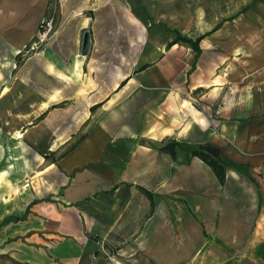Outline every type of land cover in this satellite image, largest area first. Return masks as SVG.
<instances>
[{"label":"crops","instance_id":"1","mask_svg":"<svg viewBox=\"0 0 264 264\" xmlns=\"http://www.w3.org/2000/svg\"><path fill=\"white\" fill-rule=\"evenodd\" d=\"M208 3L0 0V135L39 156L35 165L22 162L20 152L0 159V224L25 216L0 228V264H113L90 254L85 226L126 225L125 212L119 206L109 216L96 212L92 217L87 207L70 206L116 192L123 182L149 191L154 205L155 197L168 199L176 214L185 212L193 222L181 228L188 231L182 237L189 247L182 256L175 248L166 252L161 237L148 239L146 222L129 264L185 261L196 253L200 232L234 244L250 239L251 225L264 210V0H239L235 8L211 18L210 31ZM244 11L253 29L243 34L247 46L234 53L224 46L228 21H223ZM51 13L60 27L41 52L22 60L20 51ZM246 16L236 19L238 27ZM220 24L201 41L197 62L193 49L168 47L176 32L196 40ZM86 31L91 46L83 56ZM85 123L89 126L75 144L63 148L70 139L63 135L73 128L79 133ZM139 139L150 141L140 144ZM116 140L104 165L79 172L96 166L102 150ZM169 140L184 144L176 160L160 150ZM120 143L124 176L114 168ZM204 144L221 149L227 158L225 185L199 158L187 162L191 150ZM54 153L47 163L45 156ZM45 163L39 180L36 166ZM39 181L46 183L42 191ZM141 195L147 208L150 200ZM44 196L49 200L42 201ZM156 211L158 217L161 208ZM150 245L157 247L153 255L147 252Z\"/></svg>","mask_w":264,"mask_h":264},{"label":"rangeland","instance_id":"2","mask_svg":"<svg viewBox=\"0 0 264 264\" xmlns=\"http://www.w3.org/2000/svg\"><path fill=\"white\" fill-rule=\"evenodd\" d=\"M239 0H208V31L211 30V27L214 25V21H211L215 15L219 17L220 13H223V10L233 9L237 5L236 3ZM223 3V4H222ZM228 10V11H230ZM243 11V10H241ZM240 11V12H241ZM246 16V11L240 13L238 17L235 19L228 21L223 25L224 33L226 34V38H222L224 40V46L230 47V51L234 53L239 52L242 47L247 46L244 44L245 38L243 34L247 32H251L253 29L251 17H247V19L243 20L239 24V27L236 25L239 17L242 18ZM48 17L55 18V28L58 30L60 27V21L57 17V14L51 13ZM228 17V16H227ZM232 17V16H231ZM229 17V18H231ZM234 17V16H233ZM239 18V19H240ZM238 27V28H237ZM198 27L193 31L194 33L197 31ZM239 35L240 37H238ZM250 39V40H249ZM253 38L249 36L248 42L249 45H252ZM44 49V47H43ZM42 49V50H43ZM151 75L154 76V72L151 71ZM169 74L172 75V71L169 70ZM172 98V92L170 91L168 95V100ZM88 123H85L83 129H80V132L75 133V128L73 132L69 133V135L64 134L65 137H70L68 143L64 145L63 148H69L72 144L78 140L79 136H81L84 130H87ZM82 128V127H81ZM72 128L70 127V130ZM72 131V130H71ZM11 139H6L5 135H0V159L5 161L7 158L12 157V151L14 153L19 154L20 158L23 162L32 161L34 165L37 163V159H39L38 151L35 149H28L24 144L15 143L13 146ZM148 139H139L138 143L146 144L148 143ZM119 141H111L104 150H102V158L99 162L95 163L96 166L91 165L84 169L79 170V172H84L85 170H93L95 167L99 166V164L104 165L107 159L110 158V153L112 152V147L116 146ZM121 144V143H120ZM120 148L116 149V158H115V170L119 175H125V151H124V143H122ZM185 149V148H184ZM65 150V149H64ZM188 150V149H185ZM61 151V150H60ZM59 151V152H60ZM58 152V153H59ZM57 153L52 154L47 159V163L51 162L55 159ZM16 156V155H15ZM112 157V156H111ZM2 163V162H1ZM22 164V163H21ZM46 166L45 164H40L36 166L35 175L40 180V176L44 174L43 170ZM1 168V166H0ZM23 167H21V170ZM42 172V173H41ZM69 178V185L71 184ZM44 181L37 182L39 191H42L45 186ZM27 183H23V186H27ZM137 186L131 183H121L118 187V191L111 192L109 194H102L97 197H91L86 199L78 204H73L70 206L71 209H76L78 206L87 207L90 215L95 216L96 212L105 213L109 216V212L115 211L116 207H121V211H124L126 216L124 220L128 221L126 225H86L85 233L89 235V241H86L91 248H89L90 254L102 255L106 262H113V264H117L114 260L124 259L125 261H120V264H129L131 262L132 256L136 254L135 248L138 247L134 244L140 236V232L142 227L145 226L146 222L149 227V236L148 239L154 240L159 236L164 240V249L166 252H169V248H175L178 253L185 254L188 251V245L183 241L182 234L187 233L188 231L181 232L182 227H186L185 229H189L188 225H193L192 220L190 221V216L180 211L176 214L175 209L172 207L171 202L169 203L168 199H157L155 200L154 210L151 212V204L149 202V206L145 208V196L142 197L141 191L136 189ZM135 190L138 192L136 193ZM42 195V194H39ZM43 200H49L46 196L43 197ZM159 206V207H158ZM161 206V207H160ZM126 207H129L130 210H125ZM161 208V213L156 217V210ZM141 209L143 214H141ZM146 209V210H145ZM146 211V212H145ZM262 217L258 218V223L255 225H251V237L249 240H245V245H242V241L240 244H234L230 240L225 241L222 238L218 237H209L205 234V237L201 234V232L197 235V243L198 249L196 253L191 256L189 259L182 261L178 264H264V210L262 212ZM179 215V216H178ZM147 216V217H146ZM134 217V219H133ZM256 221V222H257ZM144 225H142V224ZM160 226L161 231L157 234V227ZM233 226V225H232ZM194 231L191 228V232ZM200 230H198L199 232ZM228 234L233 235L234 231L228 229ZM87 237V236H86ZM6 248V247H4ZM161 248V247H160ZM157 247L149 246L147 252L151 255L155 253ZM171 250V249H170ZM112 258L113 260H110ZM131 258V259H130ZM128 260V261H127ZM157 264V263H150ZM163 264H172L169 262H165Z\"/></svg>","mask_w":264,"mask_h":264},{"label":"trees","instance_id":"3","mask_svg":"<svg viewBox=\"0 0 264 264\" xmlns=\"http://www.w3.org/2000/svg\"><path fill=\"white\" fill-rule=\"evenodd\" d=\"M234 18L235 17L224 20L223 23H225L227 21H231ZM222 24L218 25L212 32L208 33L205 36L199 37L196 40L189 38L187 36H183L179 32H176V39L171 44H169L168 47L171 48V46H173L175 44H180L182 46L193 49L196 53V62H197V60L199 59V57L202 54V49L200 46L201 41L206 36H210L214 32L218 31L221 28ZM196 62L192 67V71L196 67ZM190 73H191V71H190ZM43 117L44 116H41L37 120L40 121L43 119ZM183 147H184V144L177 142L176 140H169L164 144V146L160 150H161V152L169 154L174 160H176L177 159V150L179 148H183ZM192 158H199L205 164H207L212 169V171L214 172V174L218 178L221 185H225L226 180H227V166H226L227 158L225 157V155L221 149H219V148H217L211 144L199 145L196 148L191 150L190 156H188L186 159L187 162H189L190 159H192ZM45 159H49V156H45ZM139 190L148 196V198L150 200V204H151V212H153L154 202H153L152 194L142 187H140ZM23 218L9 217V218L5 219V221L2 224H0V228L2 226L6 225L7 223L15 222V221H21V220H23Z\"/></svg>","mask_w":264,"mask_h":264},{"label":"built area","instance_id":"4","mask_svg":"<svg viewBox=\"0 0 264 264\" xmlns=\"http://www.w3.org/2000/svg\"><path fill=\"white\" fill-rule=\"evenodd\" d=\"M55 33V18H44L39 25L38 32L32 43H30L29 46L20 51L19 56L21 57V59L24 60L31 55H36L37 53L41 52L43 47H45V45H47L51 41Z\"/></svg>","mask_w":264,"mask_h":264},{"label":"water","instance_id":"5","mask_svg":"<svg viewBox=\"0 0 264 264\" xmlns=\"http://www.w3.org/2000/svg\"><path fill=\"white\" fill-rule=\"evenodd\" d=\"M91 46V38L90 33L86 31L84 33L83 41H82V55L87 56L89 53V49Z\"/></svg>","mask_w":264,"mask_h":264}]
</instances>
